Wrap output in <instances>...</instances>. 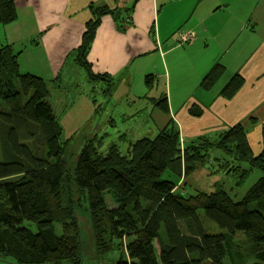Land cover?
<instances>
[{
    "label": "trees",
    "instance_id": "1",
    "mask_svg": "<svg viewBox=\"0 0 264 264\" xmlns=\"http://www.w3.org/2000/svg\"><path fill=\"white\" fill-rule=\"evenodd\" d=\"M139 1H124L126 9L94 7L81 46L70 55L91 83H107L105 91L110 94L113 76L95 73L88 57L102 18L112 15L117 28L126 30ZM17 19V0H0V27ZM21 52L9 44L0 47L1 255L17 264H64L65 260L82 264L81 227L76 208L68 205L77 204L69 198L73 185L94 215L107 209L106 193L115 196L118 203L108 209L109 224L101 223V229L112 233L125 249L127 258L117 264L264 263V148L254 154L241 124L214 141L201 138L183 150L178 129L169 124L154 139L138 141L128 161L107 157L94 162L84 149L69 180L71 162L65 159L63 128L49 100L48 82L40 75L21 73L17 61ZM224 73L225 67L217 63L201 87L212 89ZM153 80L152 75L146 77L148 87ZM243 84L244 78L235 75L222 93L231 98ZM155 104L168 113L166 97ZM214 150L228 157L224 163L229 174H237V186L255 169L263 174L242 199L236 200L218 183L208 194L185 195L176 189L208 162ZM220 214L245 236L247 248L226 230ZM54 224L62 225L60 234ZM249 257L254 262L249 263Z\"/></svg>",
    "mask_w": 264,
    "mask_h": 264
},
{
    "label": "crops",
    "instance_id": "2",
    "mask_svg": "<svg viewBox=\"0 0 264 264\" xmlns=\"http://www.w3.org/2000/svg\"><path fill=\"white\" fill-rule=\"evenodd\" d=\"M124 1L127 2L17 0L18 19L4 26V32L8 29L9 34L14 28L19 35L12 40L20 41L21 28H29L26 41L44 49L45 65L53 81L70 57L71 64L77 66L74 55H70L81 46L86 23L93 18L92 9H126ZM196 1L188 16L183 4L192 3L191 0H140L131 13V25H126V30L122 31L112 15L104 16L88 59L95 73L114 76L123 75L128 65H135L141 57L153 54L157 65L148 70L154 80L145 96L150 97L159 76L165 75L162 97L167 98L169 107L163 127L158 131L169 124L179 129L183 150L201 138L214 141L229 128L241 124L254 154L259 155L264 148V0ZM173 8L179 13L175 19L168 15ZM181 30L194 34V40L181 45L178 42ZM217 63L225 67L221 77L225 79L205 90L201 82ZM190 68L193 76L189 79L187 69ZM235 75L242 76L244 84L233 97L227 98L222 91ZM150 98L154 104L161 99ZM217 156L228 159L225 154ZM186 184L187 181L182 186L181 181L177 190L185 194Z\"/></svg>",
    "mask_w": 264,
    "mask_h": 264
},
{
    "label": "rangeland",
    "instance_id": "3",
    "mask_svg": "<svg viewBox=\"0 0 264 264\" xmlns=\"http://www.w3.org/2000/svg\"><path fill=\"white\" fill-rule=\"evenodd\" d=\"M191 1L192 3L184 2L183 4L184 11L188 10V16L192 14L191 11L194 10L197 2L196 0ZM262 5H264V2ZM169 8H172V6ZM168 15L171 19H175L179 16V13L176 8H173ZM3 27L0 28V47L2 43L11 45L16 53L23 50L17 60L21 73L40 75L48 82L49 100L52 102L63 128L61 143L65 148V159L71 162L69 180L74 177L73 164L77 162L84 149L90 151L94 162L107 157L128 161L134 157V147L140 139H153L159 134L160 131L158 130L163 127L167 113L156 106L150 97L163 98L165 75L160 74L158 84H155L150 91V97L145 96L148 94V88L151 87L147 86L145 77L150 73L148 70H152L151 68L157 65L156 57L153 54L141 57L135 65H128L123 75H114L113 91L110 94V92L105 91L108 88L107 83L98 81L91 83L87 74H84V70L71 64V57L63 68L61 77L56 79L57 81H52V73L45 65L47 58L44 49L26 41L29 28L22 27L21 32L23 33L20 41H13L12 39L19 35L18 32L12 28L8 34V29L4 32L5 27ZM182 33L189 35L187 39L190 40L186 42L183 39L184 42H181L178 38L181 45L188 44L195 38L194 34L184 30L179 31L178 36ZM164 72H166V69ZM187 73V77L190 79L193 76L191 68L187 69ZM224 77H227V75ZM224 79L222 78L219 83H223ZM178 131L181 138V131L179 129ZM212 153L215 156L224 154L219 150ZM215 156L212 160L210 154L205 165L201 166L188 179L183 180L182 186L187 181L186 190L188 191L184 190L185 195L211 192L214 185L218 183L233 198L240 200L257 179L263 175L255 169L249 178L245 179L240 186H236L237 174H229L224 159ZM221 164H223L222 167ZM220 168L222 170L217 171ZM224 170H228L226 171L227 174ZM179 188L177 186L176 189ZM181 188L183 189V187ZM77 191L79 190L72 185L69 197L73 198L77 204L74 206V203L72 201L68 202V200L66 204L68 202V205L73 209L76 208V216L81 227L80 260L82 264H117L121 258L126 259L127 255L125 249H122V243L112 233L101 229L104 224L105 226L109 224H106L108 209L118 203L115 196L106 193L107 209L94 215L90 207H86L88 203L82 201L84 196ZM65 198H68L67 193H65ZM219 217L226 230L233 235L235 240L244 249L247 248L245 236L234 229L232 221L222 214ZM101 223H103L102 226ZM54 225L57 233L60 234L62 225ZM213 229V231H218L217 227ZM248 260L249 263L254 262L251 257ZM0 264H17V262L11 257L0 254ZM64 264L73 263L65 260Z\"/></svg>",
    "mask_w": 264,
    "mask_h": 264
},
{
    "label": "built area",
    "instance_id": "4",
    "mask_svg": "<svg viewBox=\"0 0 264 264\" xmlns=\"http://www.w3.org/2000/svg\"><path fill=\"white\" fill-rule=\"evenodd\" d=\"M188 36H189V35H186V34H184V33H182V35L179 34V40H180L181 42H184V41H182V40L184 39L186 42H188L187 40H190V39H187ZM191 38H192V37H191Z\"/></svg>",
    "mask_w": 264,
    "mask_h": 264
},
{
    "label": "bare ground",
    "instance_id": "5",
    "mask_svg": "<svg viewBox=\"0 0 264 264\" xmlns=\"http://www.w3.org/2000/svg\"><path fill=\"white\" fill-rule=\"evenodd\" d=\"M89 60V59H88ZM90 62V61H89ZM91 63V62H90ZM92 64V63H91ZM82 70H84V69H82ZM85 71V70H84ZM84 74H86V72L84 73Z\"/></svg>",
    "mask_w": 264,
    "mask_h": 264
}]
</instances>
